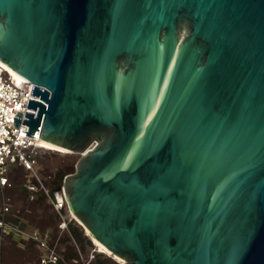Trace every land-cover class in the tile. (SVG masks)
<instances>
[{"label": "water", "instance_id": "1", "mask_svg": "<svg viewBox=\"0 0 264 264\" xmlns=\"http://www.w3.org/2000/svg\"><path fill=\"white\" fill-rule=\"evenodd\" d=\"M0 60L120 264H264V0H0Z\"/></svg>", "mask_w": 264, "mask_h": 264}, {"label": "built area", "instance_id": "2", "mask_svg": "<svg viewBox=\"0 0 264 264\" xmlns=\"http://www.w3.org/2000/svg\"><path fill=\"white\" fill-rule=\"evenodd\" d=\"M33 87V82L23 76H15L4 65H0V188L9 184L7 173L12 163L16 162L24 166L38 182L27 183L28 189L35 191L38 187L43 188L53 209L61 216L59 227L65 229L74 215L71 212L63 183L58 189L52 191L42 184L36 169L37 153L46 147L39 140L40 127L31 133L29 125L24 122L28 111L35 112L28 106L31 98H37L33 94ZM16 119H18L17 123ZM8 200L9 197L3 196L0 202V239L3 233H10L16 243L21 246L25 241L34 239L39 242L41 249L37 264H57L61 256L55 245L50 243L51 237L47 232H41L30 224L22 228L19 224L5 219V214L9 210ZM94 244L85 256L76 245L78 255L67 264H93L97 254L106 253L95 242Z\"/></svg>", "mask_w": 264, "mask_h": 264}, {"label": "trees", "instance_id": "3", "mask_svg": "<svg viewBox=\"0 0 264 264\" xmlns=\"http://www.w3.org/2000/svg\"><path fill=\"white\" fill-rule=\"evenodd\" d=\"M74 171V164H66L64 167L58 168L55 172L44 173L40 170V179L43 185L48 186L50 190H55L60 187L62 184L63 178L67 173ZM17 174L22 176L20 183L16 184ZM8 179L9 184L5 185L2 189L12 190L16 187L17 193L15 195H7L9 197L8 206L9 210L5 214V219L11 223L19 224L22 228H25L27 224L34 226L41 232H44L43 229L39 227V220H35V218H31V216L27 213H30L28 209L25 210L26 204H39L42 201H46L50 211L59 215L56 212L52 204L48 198V195L45 193L42 187H38L37 190L31 191L27 187V183L35 182L38 183L35 177L31 174V172L26 169L24 166L19 163H12L8 170ZM1 190V188H0ZM0 196V202H1ZM35 212L38 210V206H35ZM40 218V217H38ZM61 219V218H60ZM61 220H58V225ZM50 221L43 223V225H48ZM69 223V222H68ZM76 240L80 243V246L84 248L83 243H91V239L87 238L86 235L83 234L82 229L73 224L67 225V231L63 233V235H58L57 232L52 233V238L50 243L55 245V248L61 258L59 259L57 264H67L71 262V259L78 255L77 253V244ZM1 245V255H2V263L1 264H22L21 260L17 261L15 259V255L17 251L19 253H25V250L29 252L31 255L29 264H37L39 255L41 253V249L39 246V242L34 239H29L25 241L24 245H18L16 241L13 239L10 233H3L2 238L0 239ZM79 249L81 250V247ZM93 264H119L116 259L110 256H105L102 253L97 254L96 258L93 260Z\"/></svg>", "mask_w": 264, "mask_h": 264}, {"label": "rangeland", "instance_id": "4", "mask_svg": "<svg viewBox=\"0 0 264 264\" xmlns=\"http://www.w3.org/2000/svg\"><path fill=\"white\" fill-rule=\"evenodd\" d=\"M78 157H79V154L76 152H71V151L65 152V151H59L57 149L45 148V149L38 151V153H37L38 163L36 165V169L38 170L39 175H41L40 170L44 173H49V172L53 173L58 168L64 167L66 164H70V163L74 164V167H75V163H76V160L78 159ZM21 179H22V176H20V174H17V177L15 179L17 185L20 183ZM46 187H48V186H46ZM14 189H16V187L13 188L12 190L1 189L0 190L1 198L3 196L8 197L7 195H11V194L15 195L17 193V191ZM35 206H38L37 212H35V209H36ZM26 209H28L29 212L31 211L30 213H27L31 216V218L33 217V218H35V220H39V223H38L39 227L41 229H43L44 232H47L51 238H52L53 232H57L58 235L62 236L63 233H65L67 231V228L64 229V228L57 227L58 220H61L60 219L61 216H60V214L57 215V214L51 212L46 201H42L39 204H32V203L26 204L25 210ZM38 217H40V218H38ZM47 221H50V223L46 226L43 225V223H45ZM68 222L70 224H73L75 226L80 227L82 229L83 234L86 235L87 238L91 239V241H92L91 243H89V244L83 243L84 248H82V246H80V243H78L79 241L76 240V243H78L77 245L81 247V252H82L83 256H85L88 253V251L90 250V248L94 247L95 241L92 239V237L90 236L89 232L85 229V227L80 224V221L78 219H76L74 217V218H72V220H70ZM69 223H67V225ZM105 252L106 253H102V254H104L105 256L113 257L120 264L121 259L114 257L113 255H110L109 251H105ZM30 258H31V255L26 250H25V253H19L17 251V254L15 255V259L17 261L21 260L22 264H29ZM1 261H2V255H1V245H0V263H2Z\"/></svg>", "mask_w": 264, "mask_h": 264}, {"label": "bare ground", "instance_id": "5", "mask_svg": "<svg viewBox=\"0 0 264 264\" xmlns=\"http://www.w3.org/2000/svg\"><path fill=\"white\" fill-rule=\"evenodd\" d=\"M0 65H4L6 68H8V70H10L15 76H17V77H21V75L18 73V72H16L15 70H13L12 68H10L9 67V65H7L6 63H4L2 60H0ZM40 140V142H41V144L43 145V146H45L46 148H52V149H57V150H59V151H70L69 149H67V148H65V147H63V146H60V145H57V144H55V143H52V142H50V141H47V140H44V139H39ZM87 230V229H86ZM88 231V230H87ZM90 234V233H89ZM90 236L92 237V235L90 234ZM92 239L95 241V243L105 252V251H109L110 253V255H112V253H111V251L106 247V246H104L102 243H100L98 240H96V239H94L93 237H92ZM105 249V250H104Z\"/></svg>", "mask_w": 264, "mask_h": 264}]
</instances>
